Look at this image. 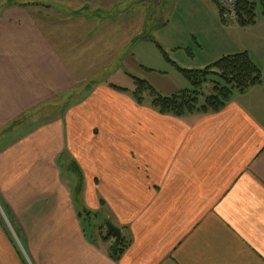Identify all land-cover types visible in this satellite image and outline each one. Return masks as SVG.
<instances>
[{
  "label": "crops",
  "instance_id": "crops-1",
  "mask_svg": "<svg viewBox=\"0 0 264 264\" xmlns=\"http://www.w3.org/2000/svg\"><path fill=\"white\" fill-rule=\"evenodd\" d=\"M248 1L255 23L240 27L214 0H0V264H264V0ZM148 42L174 81L162 96L189 89L178 69L243 53L261 82L217 112L161 115L132 76L109 84Z\"/></svg>",
  "mask_w": 264,
  "mask_h": 264
},
{
  "label": "trees",
  "instance_id": "trees-1",
  "mask_svg": "<svg viewBox=\"0 0 264 264\" xmlns=\"http://www.w3.org/2000/svg\"><path fill=\"white\" fill-rule=\"evenodd\" d=\"M238 17V26L253 25L255 23L254 5L248 0H239ZM178 71L188 82L189 89L165 97L158 94L148 82L134 79L135 89L132 95L136 103L143 104L144 96L148 94L152 97L151 107L161 115L182 118L213 113L225 107L234 94L244 93L261 82L259 69L244 53L225 56L203 70L178 69ZM113 88L124 92V89ZM71 168L80 179L81 175L77 167L72 164ZM105 226L106 224L104 228ZM109 238L115 240V237L107 232L105 239ZM122 242V238L118 243L113 242L111 247L113 259H117L122 254L124 250Z\"/></svg>",
  "mask_w": 264,
  "mask_h": 264
},
{
  "label": "rangeland",
  "instance_id": "rangeland-1",
  "mask_svg": "<svg viewBox=\"0 0 264 264\" xmlns=\"http://www.w3.org/2000/svg\"><path fill=\"white\" fill-rule=\"evenodd\" d=\"M5 2H8V1H17V3H21V2H36V3H40V5H47L48 3V0H3ZM257 1V6H258V11H260V8H259V0H256ZM71 12L72 13H76V15H82V16H85V15H91V16H95L97 13H96V10L95 8H90L88 6H76L74 5L73 8H70ZM66 11H69V10H66ZM70 12V11H69ZM158 13V17L159 18H162V9L156 11ZM108 14V17L107 19L103 20L102 21V17H99V16H95L96 19H99L100 21L102 22H108L110 21V16H109V13H106ZM159 34V33H158ZM159 35L155 36L154 37V40L155 42L159 43L161 46H162V39H161V36H160V39L158 38ZM147 51H145L142 55L138 56V55H135L134 57H132L131 59L129 58V60L127 61V65H125L124 67V71L128 73L129 77L132 76L133 78L135 79H143V80H146L148 81V83L154 88V90L160 94L162 96L163 92V85L166 83V82H174V81H171V78L169 77V72L167 70V74H163L162 73V70H165L166 68L169 67V63L166 62L163 57H162V53L159 51V49L156 47V45H154L153 43H150L148 42L147 44ZM178 58V57H176ZM139 64H142L144 65L145 67L147 68H151L153 71H145L144 69L138 67ZM116 64L113 63V67L115 66ZM166 67V68H165ZM171 71H174V70H171ZM108 73V71H106L104 73V75L106 76ZM174 73V72H172ZM130 77V79H127L125 78L124 76H118V79H114V77L111 75V77L109 78V84L111 85H114L116 86V84H118L119 86H126L125 84H129L130 86L133 84V78ZM180 77V76H179ZM177 79H180V81H182L187 88H189V85L188 83L183 79V78H177ZM183 79V80H181ZM126 88V90H128L127 88L128 87H124ZM166 92H169V91H166ZM144 101L145 103H151L152 101V97L149 96L148 94H146L144 96ZM64 179L65 180H69L68 178V173H64ZM75 179V177H74ZM78 183L77 182H74L73 186H71V192H72V195L73 197H76L77 198H80V189L81 187L79 186V184L77 185ZM79 191V192H78ZM82 210L84 209V206H81ZM104 214V208L101 207L100 211L98 212H94L91 214V217H84L83 219H85L87 222L88 219L89 220H92L93 224L92 225H89V224H85L86 226V231L88 232V234L94 232L96 233L98 231V227L100 228V223L102 222V218L100 216H103ZM105 236L107 235V230L106 228L104 229V232ZM8 234V233H7ZM9 235V234H8ZM104 236V237H105ZM116 241L113 239L112 240V243Z\"/></svg>",
  "mask_w": 264,
  "mask_h": 264
},
{
  "label": "built area",
  "instance_id": "built-area-1",
  "mask_svg": "<svg viewBox=\"0 0 264 264\" xmlns=\"http://www.w3.org/2000/svg\"><path fill=\"white\" fill-rule=\"evenodd\" d=\"M221 21L226 25L238 23V1L239 0H214Z\"/></svg>",
  "mask_w": 264,
  "mask_h": 264
},
{
  "label": "water",
  "instance_id": "water-1",
  "mask_svg": "<svg viewBox=\"0 0 264 264\" xmlns=\"http://www.w3.org/2000/svg\"><path fill=\"white\" fill-rule=\"evenodd\" d=\"M106 229L108 233L112 234L115 237V241L116 243H118L121 239L120 231L114 226H112L110 223H106Z\"/></svg>",
  "mask_w": 264,
  "mask_h": 264
}]
</instances>
